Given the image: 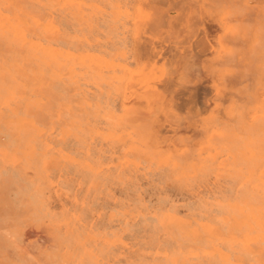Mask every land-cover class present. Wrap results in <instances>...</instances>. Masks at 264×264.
<instances>
[{
  "label": "rangeland",
  "instance_id": "374dc122",
  "mask_svg": "<svg viewBox=\"0 0 264 264\" xmlns=\"http://www.w3.org/2000/svg\"><path fill=\"white\" fill-rule=\"evenodd\" d=\"M11 1L55 57L0 76V264H153L264 188V0Z\"/></svg>",
  "mask_w": 264,
  "mask_h": 264
},
{
  "label": "bare ground",
  "instance_id": "6f19581e",
  "mask_svg": "<svg viewBox=\"0 0 264 264\" xmlns=\"http://www.w3.org/2000/svg\"><path fill=\"white\" fill-rule=\"evenodd\" d=\"M16 2L19 1L16 0ZM28 4L29 3H27V5ZM18 5L13 3L11 0H0V76L10 77L12 79L11 86L13 91H15L19 95H23L26 103L28 105H31V99L29 95L30 92L32 91L30 88L31 85L29 81L32 75L31 65L35 64L33 72L35 71L37 73H40L42 68L40 64L42 65V63H45L48 59L54 58L55 55H52L51 53L53 52H50L51 51L50 45L52 43L48 45L47 43H45L44 39H42L41 42V40L32 37L31 34L29 33L30 31H32L29 28L28 25L29 23H33V25L40 23V25L38 26H42L44 29V27L45 26L47 27L48 25L47 21L43 20L41 17H39V15L38 16L34 15L32 14V12L27 11ZM34 7L35 9L37 8V6H33L31 8L34 9ZM38 8L40 9L41 7ZM46 11L47 10H44L45 12L44 14H46ZM40 12L43 11H39V13ZM60 22L57 20L58 23L57 25L61 24ZM50 26H51L49 27L51 28L50 30L54 29L52 28L54 26L52 25ZM58 28L57 30L59 31ZM49 31L45 30L46 33H48ZM60 32L58 33L60 34ZM34 35L36 34L34 33ZM49 35L50 34H48V36ZM57 36L59 35L57 34ZM57 44L59 43L57 42ZM61 44L62 43H60V46ZM55 46L56 45H54V47ZM63 46H64L62 47L63 50L64 48L65 49L67 48V45L65 46L63 44ZM108 46H107V51L109 49ZM82 47L84 48V46ZM72 48L75 49L76 51L80 50L79 48L78 49L74 47ZM72 48L71 50H73ZM69 53H70V49H69ZM67 56L75 58L73 57L74 55L73 56L67 55ZM67 56L65 55V57ZM94 56L95 55H93V58H96ZM106 56H107L106 58L109 59L108 55ZM93 63H95V61ZM104 68L105 67H103V69ZM90 168L91 167H89V169ZM244 176L243 178H245ZM193 216H191V218H193ZM208 216L210 217V215ZM197 217L198 216H196V218ZM173 228H172L173 230L171 229L168 232V234L172 237L181 236L180 242L177 241L176 243L177 246L174 247L172 251L170 252L164 251L163 253H160L161 254L160 261H157L154 258L156 261L153 264H264V188H262L260 191H257L256 189L241 191L234 200L231 201L228 200L225 202L222 211L220 212V215L213 221H209L205 223L195 221L194 224H185L183 226L176 225L173 226ZM71 234L72 236H74L75 244L77 246L76 250L78 249L79 252H81V255L77 260L74 252V259L72 261H69V263L104 264V262L102 263L100 261L99 253L98 250H96V248L94 249L91 246H87L86 242L81 241L77 235H75L74 233ZM123 245H125V243ZM167 246L170 247V245ZM113 250L115 249L113 248Z\"/></svg>",
  "mask_w": 264,
  "mask_h": 264
}]
</instances>
